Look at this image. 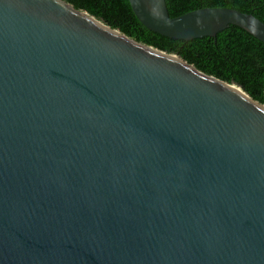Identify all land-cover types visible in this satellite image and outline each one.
I'll list each match as a JSON object with an SVG mask.
<instances>
[{
	"label": "water",
	"instance_id": "1",
	"mask_svg": "<svg viewBox=\"0 0 264 264\" xmlns=\"http://www.w3.org/2000/svg\"><path fill=\"white\" fill-rule=\"evenodd\" d=\"M128 1L264 43L251 13ZM0 264H264V103L66 0H0Z\"/></svg>",
	"mask_w": 264,
	"mask_h": 264
},
{
	"label": "trees",
	"instance_id": "2",
	"mask_svg": "<svg viewBox=\"0 0 264 264\" xmlns=\"http://www.w3.org/2000/svg\"><path fill=\"white\" fill-rule=\"evenodd\" d=\"M136 40L177 53L198 70L228 82L264 103V43L230 25L215 37L191 40L162 36L146 28L128 0H66ZM171 17L204 7H228L251 13L264 22V0H166Z\"/></svg>",
	"mask_w": 264,
	"mask_h": 264
}]
</instances>
